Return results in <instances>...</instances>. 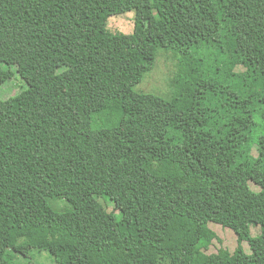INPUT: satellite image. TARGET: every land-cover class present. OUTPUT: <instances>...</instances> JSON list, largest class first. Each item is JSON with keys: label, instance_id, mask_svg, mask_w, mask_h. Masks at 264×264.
I'll use <instances>...</instances> for the list:
<instances>
[{"label": "trees", "instance_id": "trees-1", "mask_svg": "<svg viewBox=\"0 0 264 264\" xmlns=\"http://www.w3.org/2000/svg\"><path fill=\"white\" fill-rule=\"evenodd\" d=\"M127 12L133 32L111 31ZM161 49L170 98L135 89ZM13 65L28 88L0 98L2 246L56 264H264V0H0V85ZM210 222L233 252H206Z\"/></svg>", "mask_w": 264, "mask_h": 264}, {"label": "rangeland", "instance_id": "rangeland-1", "mask_svg": "<svg viewBox=\"0 0 264 264\" xmlns=\"http://www.w3.org/2000/svg\"><path fill=\"white\" fill-rule=\"evenodd\" d=\"M108 26L113 32L132 33L134 30V13L127 12L123 15L110 16L108 19ZM176 68V58L161 49L157 54V60L154 68L152 71L146 73L143 81L138 84L135 89L137 91L154 93L164 98H170L172 95V91L170 89L172 87V79ZM11 69L15 71V75L4 84L0 85L1 99H6L22 89L28 88L27 82L18 73L17 66L13 65ZM253 152L257 154L256 149H254ZM253 187L258 189L254 184ZM50 202L52 206L57 209L63 208L66 205V201L64 200L50 199ZM106 207L109 211L114 210V206L111 203H106ZM209 225L218 233L220 240L215 239L206 252H217L222 246L229 248L230 251L233 252L237 246L238 239L234 230L217 222H210ZM251 229L253 235H257L261 231L259 225L252 226ZM244 246L246 251L250 253L251 248L247 241H244ZM0 257V264H20L21 262H31V264H56L54 257L48 251L36 248L28 251L25 248L14 249L13 247H5L0 244ZM9 261L11 262L9 263Z\"/></svg>", "mask_w": 264, "mask_h": 264}]
</instances>
